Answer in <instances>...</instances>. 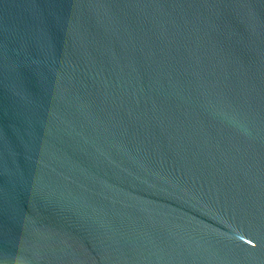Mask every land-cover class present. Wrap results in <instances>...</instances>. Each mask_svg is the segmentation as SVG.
I'll return each instance as SVG.
<instances>
[{
    "label": "water",
    "instance_id": "1",
    "mask_svg": "<svg viewBox=\"0 0 264 264\" xmlns=\"http://www.w3.org/2000/svg\"><path fill=\"white\" fill-rule=\"evenodd\" d=\"M0 264H264V0H0Z\"/></svg>",
    "mask_w": 264,
    "mask_h": 264
}]
</instances>
